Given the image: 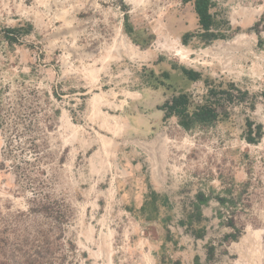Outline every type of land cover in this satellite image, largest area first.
Returning <instances> with one entry per match:
<instances>
[{
    "label": "rangeland",
    "instance_id": "374dc122",
    "mask_svg": "<svg viewBox=\"0 0 264 264\" xmlns=\"http://www.w3.org/2000/svg\"><path fill=\"white\" fill-rule=\"evenodd\" d=\"M213 1L216 38L192 1L0 0V264H264V0ZM207 80L218 119L166 117Z\"/></svg>",
    "mask_w": 264,
    "mask_h": 264
},
{
    "label": "trees",
    "instance_id": "16d2710c",
    "mask_svg": "<svg viewBox=\"0 0 264 264\" xmlns=\"http://www.w3.org/2000/svg\"><path fill=\"white\" fill-rule=\"evenodd\" d=\"M192 1L194 4V8L196 14L198 16L201 35L207 38H216L219 36V33L216 32V28H218V20L215 17L214 12L212 11V7L214 5L213 0H186ZM257 25H260L258 22ZM188 34L184 36V41H187ZM164 75H170L168 71L164 73ZM182 75H185L190 80H196L201 77L199 71L194 69L183 68ZM208 82V80H207ZM205 92L201 95L199 100H194L190 92L180 91L179 93L173 95L171 99H169L165 103L164 109L166 110V117L173 115L177 116L179 123L185 127L190 128L192 124L197 122H206L218 119L221 111L224 110L223 105L231 93L229 90L223 87V82L216 83L212 81ZM1 110V108H0ZM2 113L0 111V125ZM250 126V124H248ZM260 129L259 136H262V126H258ZM247 139L249 141H254V138L248 136ZM155 193L149 195L153 197ZM202 197V198H201ZM200 198L205 200V196L201 194ZM149 203L146 201L145 204ZM214 247L210 246L209 250L212 251Z\"/></svg>",
    "mask_w": 264,
    "mask_h": 264
}]
</instances>
